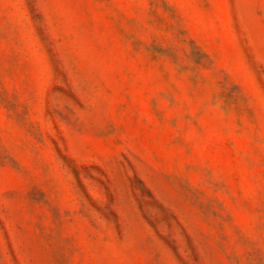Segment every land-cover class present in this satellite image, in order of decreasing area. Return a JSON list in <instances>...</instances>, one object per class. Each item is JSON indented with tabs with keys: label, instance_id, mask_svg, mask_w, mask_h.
I'll return each instance as SVG.
<instances>
[{
	"label": "rangeland",
	"instance_id": "obj_1",
	"mask_svg": "<svg viewBox=\"0 0 264 264\" xmlns=\"http://www.w3.org/2000/svg\"><path fill=\"white\" fill-rule=\"evenodd\" d=\"M0 264H264V0H0Z\"/></svg>",
	"mask_w": 264,
	"mask_h": 264
}]
</instances>
